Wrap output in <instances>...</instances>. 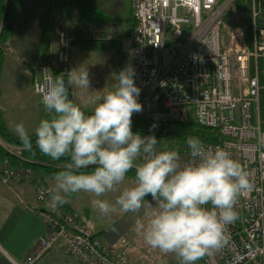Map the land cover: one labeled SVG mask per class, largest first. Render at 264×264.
<instances>
[{
  "label": "built area",
  "instance_id": "1",
  "mask_svg": "<svg viewBox=\"0 0 264 264\" xmlns=\"http://www.w3.org/2000/svg\"><path fill=\"white\" fill-rule=\"evenodd\" d=\"M233 1L130 0L133 26L113 20H84L78 26L76 19L71 26L57 10L49 22L56 36L55 61L62 71L68 70L77 35L83 42L119 44L140 89L142 111L133 114L132 123H182L191 108L193 121L216 132V140L204 147L228 151L248 173L252 187L237 199L238 218L225 225L227 243L209 251L202 263L264 264L263 1L248 0L249 37L241 26H233L223 50L224 20ZM33 64L32 91L44 108L42 95L55 83L52 66L41 57ZM156 150L161 152L157 145ZM178 154L181 166L198 162L189 147ZM33 164L22 147L0 139V182L6 187L31 183L46 232L22 263L7 257L11 264H36L58 244L78 264H127V243L118 251L109 250L75 216L50 206V188L40 182Z\"/></svg>",
  "mask_w": 264,
  "mask_h": 264
},
{
  "label": "clouds",
  "instance_id": "2",
  "mask_svg": "<svg viewBox=\"0 0 264 264\" xmlns=\"http://www.w3.org/2000/svg\"><path fill=\"white\" fill-rule=\"evenodd\" d=\"M134 75L132 68H125L116 76L113 91L90 96V115L69 99V89L72 96L90 89L88 69L80 66L62 73L43 93V109L50 118L36 127L35 145L52 160H69L54 175L49 204L55 210L71 195L88 193L97 197L93 208L107 216L116 207L99 197L115 191L135 168V186L123 190L115 204L124 213H135L150 196L155 207L147 222L136 220L137 235L149 247L174 254L180 264H196L227 243L225 225L238 218L235 205L239 195L252 187L249 175L228 151L205 148L198 138L186 141L198 162L181 166L178 152H157L154 135L133 133L132 116L142 111ZM15 132L31 151L32 140L23 123L15 126ZM260 146L264 147V138ZM138 160L142 162L137 164Z\"/></svg>",
  "mask_w": 264,
  "mask_h": 264
},
{
  "label": "rangeland",
  "instance_id": "3",
  "mask_svg": "<svg viewBox=\"0 0 264 264\" xmlns=\"http://www.w3.org/2000/svg\"><path fill=\"white\" fill-rule=\"evenodd\" d=\"M51 1L52 0H22L21 4L19 3L20 7L19 9L17 8L14 18L8 21L11 28L4 33L3 38L0 40V62L6 59L7 62L9 61L12 64L13 68L4 69V83L1 81L0 84V102L3 95V105L2 107L0 106V112L9 133H12L14 137H18L15 132V126L17 124L23 123L26 131L30 135L35 133V129L42 119L50 118V114H46L45 110L39 107L38 99L32 91V72H30L29 63L41 41L42 49L47 40L50 47H53L56 41L52 25L49 22L51 20L49 15V3ZM85 1L86 3L90 2L95 6L101 7L104 11L118 12L122 8H125L126 0ZM233 2L224 20L225 25L223 26L221 41L223 50L228 48L227 42L231 28L233 26H241L232 25L230 27V24L237 22L238 14L240 13L238 11L239 5L243 3L244 0H234ZM246 44L248 48L251 49L248 38L246 39ZM124 62L125 56L115 43H77L69 54V62L67 64L68 71L80 66L88 69L91 87L89 90L80 91L76 96L71 95V100L80 106L86 115H90L93 105L89 103V97H95L96 95L103 96L107 92L113 91L118 83L116 76H118L121 70L125 69ZM26 66H28V68H26ZM0 72L2 79V70ZM192 119L193 110L188 108L187 121L190 122ZM39 170H42L40 178L44 181V184L53 187V178L56 173L47 172L45 168H39ZM135 183V176L126 175L125 180L116 186L115 191L107 192L102 197H99V199L106 200L116 207V211L109 213L107 216L101 215L98 210H96L94 214L93 210L95 209L93 205H91L92 202H90L88 207L90 206L89 210L91 217L88 219L86 218L87 222L90 224L92 223L91 220H93V223L97 222L98 228L100 226L106 227L107 229L115 222L120 221V216H124V219H129L128 222L133 228L137 219L147 222V219L150 217L155 207L150 196L145 197L146 200L143 202V207L135 213H124L120 211L119 206L115 204L121 192L127 188L134 187ZM86 196L91 198V201L97 199V197L92 194L85 193L81 198L85 203H88ZM69 198L72 197L70 196ZM150 203L153 204L149 206ZM76 221L80 225L87 226L83 221L78 219H76ZM142 243L146 245L142 236L138 235V237L134 238V250H138ZM145 247L149 246L146 245L142 248L144 254H146V263L180 264L178 258L174 254H164L157 249L146 253ZM56 248L57 247L54 249ZM154 255H157V257L153 258ZM196 264H202V261L199 259Z\"/></svg>",
  "mask_w": 264,
  "mask_h": 264
},
{
  "label": "crops",
  "instance_id": "4",
  "mask_svg": "<svg viewBox=\"0 0 264 264\" xmlns=\"http://www.w3.org/2000/svg\"><path fill=\"white\" fill-rule=\"evenodd\" d=\"M21 2L22 0H20L19 3L21 4ZM20 4L18 6V9L20 7ZM81 4H84L83 7L86 11L91 10V12H98L103 17V19L97 17V20L93 22L113 20L121 23H127L129 26L134 25L135 21L133 17H131L130 0H126L125 8H122L118 12L104 11V9H102L101 7L95 6L90 2L86 3L85 0H83V3ZM84 13L86 14L84 15L89 18L88 15L90 14H88V12ZM55 42L54 46L50 47L47 40L44 43V50L47 53L52 54V56H48L50 57V63L57 65L55 61ZM77 43H75L71 47L70 52ZM40 44L36 48L35 53ZM115 44L118 45L120 51L122 52L119 44ZM122 54L125 56L124 67H130L129 59L123 52ZM34 55L32 57V60L34 58ZM1 65L3 75L1 81L2 83H4V69L12 68V64L4 59L3 62L1 61ZM2 105L3 95L0 102L1 107ZM39 107L41 108L40 105ZM45 185L49 188H52L47 184ZM84 195L85 193L71 195L72 198L68 197V202L65 203L64 206L70 210V212L75 216L76 219L83 221L85 225H87L86 227L91 231V233L94 236L98 237L100 240L102 239V243L112 251L123 249V244L127 243V264H154V262L146 263V254H144L142 248L147 244L143 245L142 243L139 246L138 250H134L133 240L134 238L138 237V235L135 232L133 226L128 222L129 219H124V216H120V221L115 222L108 229L106 227L100 226L98 228L97 222L93 223V220H91L92 223L89 224L86 220V218L88 219L91 217V213L89 210L90 206L88 207V205L93 200L91 201V198L86 196V198L88 199V203H85V201L81 199ZM95 212L96 209L93 210L94 214ZM45 235L46 232L44 225L42 224L40 209L37 205L32 186L28 183H21L12 184L9 187H6L0 183V264H11L7 257L18 263H22L25 257ZM152 250L154 249L151 247H145L146 253L151 252ZM154 257H157V255H154L153 258ZM36 264L77 263L74 262L68 255H66L63 246L61 244H58L56 249L49 251Z\"/></svg>",
  "mask_w": 264,
  "mask_h": 264
},
{
  "label": "trees",
  "instance_id": "5",
  "mask_svg": "<svg viewBox=\"0 0 264 264\" xmlns=\"http://www.w3.org/2000/svg\"><path fill=\"white\" fill-rule=\"evenodd\" d=\"M20 0H0V40L3 38V35L6 31H8L11 26L8 22L12 18H14L15 13L17 12V8L19 5ZM83 0H52L49 3V15L52 19L54 16L55 11L57 10L63 20L72 26L74 19L77 20L78 26L80 25L79 21L83 23V21L93 22L97 20V17L103 19V17L98 12H91V10H85L83 7L84 4ZM240 13L238 14L237 22L231 23L232 25H241L245 31L246 35L249 37L250 30H249V23H250V14L249 9H247V0H244L243 3L239 5ZM76 12V15H75ZM84 12H88L89 18L85 16ZM83 13V14H82ZM262 13L264 15V0H263V9ZM85 14V15H84ZM8 22V23H7ZM225 25V23H224ZM78 26H75L73 29L74 32H78ZM230 29V28H229ZM77 42L81 41L80 35H77ZM42 42V41H41ZM74 43V44H75ZM92 43V42H90ZM95 43V42H94ZM49 49V48H48ZM1 52V51H0ZM52 56L51 53H47L44 48H41V44L37 49L32 62L29 64L30 72H32L33 62L36 58L41 57V61L49 62L50 57ZM51 64V63H50ZM52 72L54 76V82L57 76L63 74H67L69 71H62L57 65L51 64ZM28 68V66H26ZM2 70V65L0 62V71ZM33 78V72L31 73V82ZM67 77H65V80ZM0 81H1V72H0ZM69 99L71 100V89H69ZM132 131L135 133H139L142 136H149L154 135L158 140L157 146L159 147L160 151H176L180 153L186 147H188L186 141L189 137L198 138L202 144L204 143H212L216 140L214 137V131L208 130L207 128L199 126L195 121H185V122H162V123H150L144 121H137L132 123ZM32 140V150H26L23 146L22 141L19 137H14L12 133H9L3 118L0 112V139L7 144H11L14 146L22 147L23 153L25 157H30L33 159L34 166L33 170L37 174L40 182L44 184V181L40 178L42 174V170L39 168H45L47 172H59L63 170L65 165L69 163V160L66 158H61L60 160H52L50 157L43 155L39 149L35 145V134L29 135ZM59 167V168H58ZM61 168V169H60ZM90 168L88 171H91ZM126 175L135 176V168L130 170ZM61 209H64L67 213L73 215L69 209H67L64 205L60 206ZM74 216V215H73ZM202 261V258L200 259Z\"/></svg>",
  "mask_w": 264,
  "mask_h": 264
},
{
  "label": "bare ground",
  "instance_id": "6",
  "mask_svg": "<svg viewBox=\"0 0 264 264\" xmlns=\"http://www.w3.org/2000/svg\"><path fill=\"white\" fill-rule=\"evenodd\" d=\"M262 1H263V0H262ZM233 3H234V2H233ZM233 3H232V4H233ZM232 4H231V6H232ZM133 19H134V18H133Z\"/></svg>",
  "mask_w": 264,
  "mask_h": 264
}]
</instances>
